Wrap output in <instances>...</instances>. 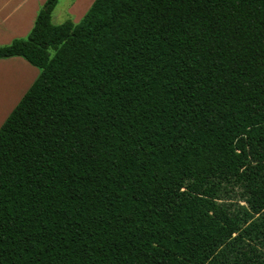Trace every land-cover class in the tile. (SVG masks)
Instances as JSON below:
<instances>
[{
    "label": "trees",
    "instance_id": "1",
    "mask_svg": "<svg viewBox=\"0 0 264 264\" xmlns=\"http://www.w3.org/2000/svg\"><path fill=\"white\" fill-rule=\"evenodd\" d=\"M0 45L40 71L0 128V264H264V0H95Z\"/></svg>",
    "mask_w": 264,
    "mask_h": 264
},
{
    "label": "crops",
    "instance_id": "2",
    "mask_svg": "<svg viewBox=\"0 0 264 264\" xmlns=\"http://www.w3.org/2000/svg\"><path fill=\"white\" fill-rule=\"evenodd\" d=\"M89 1H90L89 2L90 5L88 6L86 12L89 10V8L91 7V5L94 3L95 0H89ZM46 2L47 0H0V45H8L13 40L21 39L23 35H25L26 33H30V31L33 29L35 25L38 12ZM59 3L60 1L58 0L57 6L59 5ZM72 5L70 7L71 13L74 12V9L76 7L75 5L74 6ZM56 8L54 9V12L52 14V22ZM74 23H78V22H74ZM24 59L25 58L21 56L0 58V69L7 70L8 67L15 65L18 67L20 66L22 68H25L27 73H29L28 70L30 71V69L28 65L25 63ZM3 67L6 68L3 69ZM28 76L29 75H27L26 77ZM9 82L10 80L7 79V80H3L0 83V99H3L5 96L8 95Z\"/></svg>",
    "mask_w": 264,
    "mask_h": 264
},
{
    "label": "rangeland",
    "instance_id": "3",
    "mask_svg": "<svg viewBox=\"0 0 264 264\" xmlns=\"http://www.w3.org/2000/svg\"><path fill=\"white\" fill-rule=\"evenodd\" d=\"M59 1L60 3L57 6L53 16V23L55 25L62 24L67 20L79 22L85 14L88 6L90 5L89 0ZM71 5L76 6L73 13H71L70 11ZM28 35L29 33H26L21 38L25 39ZM24 61L30 69V71L28 70L29 73H27L25 68H22L20 66L18 67L15 65L8 67L7 70L0 69V83L3 80H10L8 95L5 96L3 99H0V127L3 122H5L10 113L13 111V109L16 107V105L19 103V101L22 99V97L26 94V92L38 76L39 69L29 64L25 59ZM5 68L3 67V69ZM27 75L29 76L26 77Z\"/></svg>",
    "mask_w": 264,
    "mask_h": 264
}]
</instances>
